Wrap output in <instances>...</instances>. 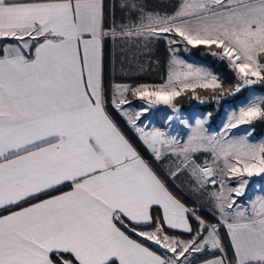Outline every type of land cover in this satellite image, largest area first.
Masks as SVG:
<instances>
[{"label":"snow or ice","instance_id":"obj_1","mask_svg":"<svg viewBox=\"0 0 264 264\" xmlns=\"http://www.w3.org/2000/svg\"><path fill=\"white\" fill-rule=\"evenodd\" d=\"M161 40L162 82L106 75L109 50L138 62ZM193 49L231 79L184 59ZM258 86L264 0H175L162 11L140 0H0V264H264ZM243 90L217 131L211 112L184 117L178 103L220 105ZM160 106L172 112L163 127L149 115Z\"/></svg>","mask_w":264,"mask_h":264},{"label":"trees","instance_id":"obj_2","mask_svg":"<svg viewBox=\"0 0 264 264\" xmlns=\"http://www.w3.org/2000/svg\"><path fill=\"white\" fill-rule=\"evenodd\" d=\"M140 2L146 6V10L162 11L165 9L170 10V7L175 2V0H140ZM190 53L194 58L205 63L215 73L222 75L226 80L231 79L232 74L227 70L226 66L216 61L213 57L204 55L202 49H193ZM168 59L169 53L167 51L165 42L162 40L159 41L153 48L150 57H142L138 62H131L130 60L124 61V58L120 55L119 50H109L106 56V75L110 79L114 77L118 82L131 84H157L162 82L161 78L166 75ZM245 91L246 90H243L241 93L237 94V96L229 98L220 105H217L215 101L212 100H210L208 104L198 105L195 103L199 100L193 99L190 96H182L178 98V103L180 109L185 113L184 117L189 110H195L197 112L199 110H208L213 114L212 119L215 120V118L222 111L223 105L225 103L241 98L245 94ZM133 105L137 106V102L133 101ZM114 116L129 138L132 139L138 148H140L145 157L150 158L147 151L141 146V142L138 140L135 132L130 127H128L125 121L118 115L114 113ZM255 125L259 126V130L264 128V122H257ZM156 126H165L164 119L158 121ZM181 179H183V177ZM177 183H179V181H177ZM169 186L172 187V190L175 192V194L188 203L189 206H194L192 201L189 199L187 189L180 190L173 187L171 184ZM202 215L207 216V212H203Z\"/></svg>","mask_w":264,"mask_h":264},{"label":"rangeland","instance_id":"obj_3","mask_svg":"<svg viewBox=\"0 0 264 264\" xmlns=\"http://www.w3.org/2000/svg\"><path fill=\"white\" fill-rule=\"evenodd\" d=\"M183 55V58L186 59L188 62L190 63H195V64H198V65H204V66H207L205 63L199 61L198 59L194 58L191 53H182ZM208 67V66H207ZM210 68V67H209ZM211 69V68H210ZM212 70V69H211ZM213 71V70H212ZM256 92L258 94H264V90H262L261 88H256ZM249 96V91L246 90L245 91V94L237 99V100H233V101H230V102H227L223 105V108H222V111L220 112V114L215 118V120L211 119L209 121V124H210V131H217L219 130V126L221 124V121H222V118L224 116V112H225V109L228 105H238L240 104L242 101L245 100L246 97ZM137 102V106H139L141 104L140 101L136 100ZM135 107V105H133ZM210 111L208 110H199L198 112L195 111V110H189L187 111L186 113V116L185 117H199L200 114L202 113H208ZM172 112L169 108H167L166 106H160L159 108L155 109L152 111V113H150L149 115L151 116V119L153 120V124L156 126V124H158V121H160L161 119H164V124H165V117L167 115H171ZM247 126H242L241 130H234V131H237V132H242L243 128H245ZM255 131H254V137L255 139L259 140L261 138H264V128L259 130V126H256L254 125L253 126ZM173 128L177 131V132H183V133H186L187 132V129H184L182 125H179L178 123L176 124H173Z\"/></svg>","mask_w":264,"mask_h":264},{"label":"built area","instance_id":"obj_4","mask_svg":"<svg viewBox=\"0 0 264 264\" xmlns=\"http://www.w3.org/2000/svg\"><path fill=\"white\" fill-rule=\"evenodd\" d=\"M258 88H260V87L258 86ZM262 89H264V88H262ZM209 102H210V100H206L204 103H201L200 101H198L195 104L201 105V104H208ZM181 113L183 114V116L185 115L184 111H182V110H181Z\"/></svg>","mask_w":264,"mask_h":264},{"label":"crops","instance_id":"obj_5","mask_svg":"<svg viewBox=\"0 0 264 264\" xmlns=\"http://www.w3.org/2000/svg\"><path fill=\"white\" fill-rule=\"evenodd\" d=\"M253 180L256 181L258 184H259V183H264V181H260L259 178H255V177H254ZM253 189L255 190V185H253ZM250 194H252V193H250Z\"/></svg>","mask_w":264,"mask_h":264}]
</instances>
